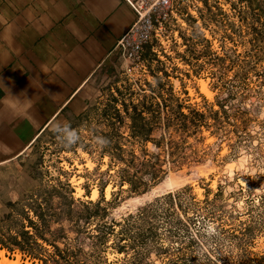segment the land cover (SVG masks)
<instances>
[{
  "label": "rangeland",
  "instance_id": "374dc122",
  "mask_svg": "<svg viewBox=\"0 0 264 264\" xmlns=\"http://www.w3.org/2000/svg\"><path fill=\"white\" fill-rule=\"evenodd\" d=\"M192 4L147 63L120 59L96 84L78 144L65 147L53 132L24 153L17 205L0 208V240L23 227L35 233L21 210L47 240L37 235L31 256L0 244L5 257L264 264V0ZM133 105L147 137L132 134Z\"/></svg>",
  "mask_w": 264,
  "mask_h": 264
},
{
  "label": "crops",
  "instance_id": "0c3cea01",
  "mask_svg": "<svg viewBox=\"0 0 264 264\" xmlns=\"http://www.w3.org/2000/svg\"><path fill=\"white\" fill-rule=\"evenodd\" d=\"M134 20L126 0H0V208L18 198L24 153L56 122L75 128L115 76Z\"/></svg>",
  "mask_w": 264,
  "mask_h": 264
},
{
  "label": "built area",
  "instance_id": "2783aa9c",
  "mask_svg": "<svg viewBox=\"0 0 264 264\" xmlns=\"http://www.w3.org/2000/svg\"><path fill=\"white\" fill-rule=\"evenodd\" d=\"M135 13V20L117 41L120 57L134 66L148 62V53L155 52L154 42H161L168 28L177 22L182 6L189 9L192 0H126Z\"/></svg>",
  "mask_w": 264,
  "mask_h": 264
},
{
  "label": "trees",
  "instance_id": "16d2710c",
  "mask_svg": "<svg viewBox=\"0 0 264 264\" xmlns=\"http://www.w3.org/2000/svg\"><path fill=\"white\" fill-rule=\"evenodd\" d=\"M124 108H125V111H127L128 108L126 105H124ZM132 108H133V112L132 114H130V118L132 119V125H131L132 134H137L143 137H147L148 133L150 132V128L145 127V126L144 128H142L143 126L142 127L139 126L137 122L138 119L139 120L143 119L141 110H138L136 105H133ZM118 115H119L118 113H115V116H118ZM16 205H17L16 203H12V202H8L7 204V206L12 207V208H14ZM96 206L98 205L96 204ZM31 210L35 213L36 217L40 218L41 221L45 223V220L41 212H38L36 208H31ZM21 213L23 214V216L26 217L25 219L27 220V226H29L30 228H33L35 230V233L30 234L28 230H25L23 227L17 231V235L9 237V242H11V245L9 242H5L3 240H0V244L2 245V248H7L10 250L11 249L13 250V248H15L19 250L20 252L25 253L28 256H31L33 245H37L36 236L39 235L41 239H44V240H47V239L42 233L39 232L40 226L37 225L33 219L29 218L28 214L25 213L24 210H21ZM2 215L4 218H10L11 213L4 212ZM67 264H72V262H67Z\"/></svg>",
  "mask_w": 264,
  "mask_h": 264
},
{
  "label": "clouds",
  "instance_id": "9594fccd",
  "mask_svg": "<svg viewBox=\"0 0 264 264\" xmlns=\"http://www.w3.org/2000/svg\"><path fill=\"white\" fill-rule=\"evenodd\" d=\"M53 132L56 135L57 139L65 146L72 147L79 143L80 135L79 130L74 128L70 122H56L52 126ZM94 143H96L100 148H103L107 145L108 140L103 136H95Z\"/></svg>",
  "mask_w": 264,
  "mask_h": 264
},
{
  "label": "bare ground",
  "instance_id": "6f19581e",
  "mask_svg": "<svg viewBox=\"0 0 264 264\" xmlns=\"http://www.w3.org/2000/svg\"><path fill=\"white\" fill-rule=\"evenodd\" d=\"M202 86H203V92L205 93V95H207L208 97L211 98V95L212 93L210 92V90L208 89L207 85L205 83L202 82ZM86 155V154H85ZM88 166L91 168L93 167V162L92 161H89L88 162ZM83 192V189H81L80 187H78V195L80 196ZM98 189H94V192H93V199H95L97 196H98ZM110 192H109V189H108V196H109ZM2 256V260H0V264H21L19 261H12L10 260L9 258L5 257V252H2L1 254Z\"/></svg>",
  "mask_w": 264,
  "mask_h": 264
}]
</instances>
